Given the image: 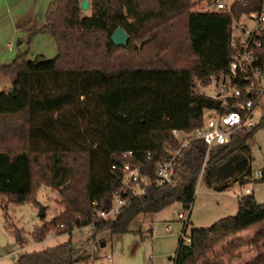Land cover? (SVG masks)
I'll list each match as a JSON object with an SVG mask.
<instances>
[{"label": "trees", "instance_id": "16d2710c", "mask_svg": "<svg viewBox=\"0 0 264 264\" xmlns=\"http://www.w3.org/2000/svg\"><path fill=\"white\" fill-rule=\"evenodd\" d=\"M83 1L51 0L45 26L31 34L55 40L54 59L39 63L40 57L31 59L26 51L0 65V78L12 82L9 92L0 93V196L15 205L36 203L37 192L50 187L64 206L35 230L34 241H45L51 230L71 235L90 226L93 238L105 231L124 234L139 216L175 203L191 211L202 171L205 184L217 191L249 184V141L264 127V114L229 144L213 147L207 160L206 143L192 142L175 160L172 183L129 198L113 221L98 218V211L112 208L115 195L131 196L122 184L125 164L154 177L156 166L181 149L172 131L193 133L202 127L204 111L218 106L197 83L208 87L229 72L234 24L260 12L263 0H242L218 11L196 10V0H88L89 17L81 15ZM119 27L130 37L126 48L111 40ZM255 66H264V36ZM228 162L233 169L221 174ZM261 171L255 180L264 182ZM188 227L189 220L175 264H197L215 241L248 230L260 252L264 205L248 194L239 199L238 213L217 221L209 233L193 229L187 235ZM14 232L24 246L21 231ZM77 262L70 240L24 253L17 264ZM249 264H264V254Z\"/></svg>", "mask_w": 264, "mask_h": 264}, {"label": "rangeland", "instance_id": "374dc122", "mask_svg": "<svg viewBox=\"0 0 264 264\" xmlns=\"http://www.w3.org/2000/svg\"><path fill=\"white\" fill-rule=\"evenodd\" d=\"M209 0H196V10L205 9ZM242 0H220L226 8ZM51 0H0V65L11 64L15 58L29 52V57L43 55L46 60L54 59L58 50L54 42L48 38L31 36L46 22V12ZM91 9H82V17L91 16ZM33 22L32 30L23 28ZM46 24V23H45ZM253 22L242 17L234 24V36L245 38L242 27H251ZM45 36V35H42ZM23 42V44H19ZM202 92L213 95L216 82L208 87L197 83ZM12 82L8 77L0 78V93L9 92ZM264 114V98L258 109ZM252 153V171L264 168V127L249 141ZM205 160H207L205 158ZM246 189L252 191L258 204L264 205V182L253 177L249 184L239 183L226 191H217L208 187L203 181L201 172L197 185L195 200L191 211L185 210L181 203H175L163 211L153 215H141L130 226L129 231L120 235H112L109 231L101 232L93 238L91 228L76 229L71 235H59L51 230L45 241L36 243L32 237L35 230L50 223L64 211L59 192L42 187L36 194V203L28 200L23 205L10 203L6 197L0 196V264H17L24 253L54 248L72 241L78 251L76 264H175V257L180 243L185 222L189 220L187 235L196 229L207 234L217 221L235 216L239 211V199L246 196ZM41 208H45V216L39 217ZM186 216L185 221L178 218ZM168 226L171 230L168 231ZM16 230L25 237V245L21 246L16 239ZM254 231L237 233L224 238L220 242L207 247L206 252L197 256V264H249L260 254H264V240L260 252L253 246ZM240 235V236H239ZM192 242V241H191ZM190 242V243H191ZM111 258V262H108Z\"/></svg>", "mask_w": 264, "mask_h": 264}, {"label": "built area", "instance_id": "2783aa9c", "mask_svg": "<svg viewBox=\"0 0 264 264\" xmlns=\"http://www.w3.org/2000/svg\"><path fill=\"white\" fill-rule=\"evenodd\" d=\"M225 8L220 0H213L212 5H207L205 10L218 11ZM245 17L252 21L253 25L242 27L244 39L234 36L231 42L233 55L229 72L222 74L216 81L215 92L211 95L219 102L218 106L204 111L203 125L193 133L172 131L174 137L181 141V149L175 152L169 161L156 166L154 177L143 175L132 165L125 164L122 184L131 196L115 195L114 204L110 210L98 211L100 220H115L129 198L145 195L146 191L153 186L161 187L172 183L175 176V160L181 150L187 148L192 142L202 140L206 143L207 159L213 147L229 144L236 134L252 129L260 122L263 114H259L258 109L264 98V66H255V63L257 48L261 47V39L264 36V0L260 12ZM253 177L260 179L262 171L253 172ZM247 192L250 193L249 190ZM178 218L185 221L186 216L179 214ZM89 228L92 229V226ZM167 230L170 231L171 227L168 226ZM187 242L190 243L191 240L187 239ZM111 261V258H108V262Z\"/></svg>", "mask_w": 264, "mask_h": 264}, {"label": "water", "instance_id": "95a60500", "mask_svg": "<svg viewBox=\"0 0 264 264\" xmlns=\"http://www.w3.org/2000/svg\"><path fill=\"white\" fill-rule=\"evenodd\" d=\"M81 7H82V9H89V7H90L89 1L88 0H84L81 3ZM111 40L117 47L126 48V47H128V44H129V41H130V37H129V35L126 33V31L123 28L119 27L112 34ZM45 61H46V59L43 58V57H40L38 59L39 63L45 62ZM11 93L13 94V91ZM232 169H233L232 163L228 162L226 165H224L222 167L221 174H224L227 171H230ZM45 211H46L45 208H41L40 213H39V217L40 218H43L45 216Z\"/></svg>", "mask_w": 264, "mask_h": 264}, {"label": "crops", "instance_id": "0c3cea01", "mask_svg": "<svg viewBox=\"0 0 264 264\" xmlns=\"http://www.w3.org/2000/svg\"><path fill=\"white\" fill-rule=\"evenodd\" d=\"M45 18H46V15H45ZM45 23H46V22H45ZM45 23H44V25H43L42 27L38 28L37 30L42 29V28L45 26ZM33 25H34L33 22H29L26 26H24L23 30H24V31H29V30L31 31ZM41 37H45V38H48V39L52 40V41L54 42L56 48H57L56 42H55V40H54L52 37H49V36H42V35H41ZM19 44L21 45V44H23V42H20ZM57 50H58V48H57ZM24 53H25V52H24ZM37 57H44V56H43V55H37V56H35V57H32V59H35V58H37ZM248 190L250 191V193L247 192ZM246 194H247V195H248V194H252V191H251L250 189H246ZM232 235H235V234H232ZM232 235H230V236H232ZM230 236H228V237H230ZM239 236H240V235H239ZM226 238H227V237H226Z\"/></svg>", "mask_w": 264, "mask_h": 264}]
</instances>
